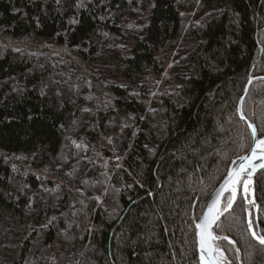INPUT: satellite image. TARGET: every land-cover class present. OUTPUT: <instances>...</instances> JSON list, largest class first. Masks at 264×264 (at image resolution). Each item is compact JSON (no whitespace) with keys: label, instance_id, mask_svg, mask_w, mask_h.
Here are the masks:
<instances>
[{"label":"trees","instance_id":"1","mask_svg":"<svg viewBox=\"0 0 264 264\" xmlns=\"http://www.w3.org/2000/svg\"><path fill=\"white\" fill-rule=\"evenodd\" d=\"M252 78L264 137V0H0V264H201ZM219 223L233 264H264L241 194Z\"/></svg>","mask_w":264,"mask_h":264},{"label":"snow or ice","instance_id":"2","mask_svg":"<svg viewBox=\"0 0 264 264\" xmlns=\"http://www.w3.org/2000/svg\"><path fill=\"white\" fill-rule=\"evenodd\" d=\"M59 3V0H57ZM76 23V21H72ZM252 129V136L254 138V144L252 149L251 158H262L264 159V139H257V128L255 125L249 124ZM75 143V142H73ZM76 147H80L79 144ZM260 150V157H257V150ZM249 160V163L245 164L243 161ZM242 163L233 171L229 172L228 178L225 180V184L218 191L216 199H214L208 206L207 213H205L196 225L198 231V242L200 248V259L205 261L206 257L210 261V264H223L227 258L224 256L223 251L214 247L213 241L220 238L214 235L213 228H221L222 225L219 223L220 217L228 212L232 208V204L236 199L237 186L241 183L242 174L246 176L243 180V191L245 193V199H247V193L249 191V185L252 183V174L256 171V167L264 168V165L252 166L250 158L241 157ZM251 169L248 171V169ZM225 191H229L231 194L226 198V201L221 207V197ZM249 203L255 205V201H249ZM258 207V206H256ZM248 230L253 239H255L261 246H264V231L257 232L254 230V222L249 213ZM227 240L228 238L222 237ZM234 243V242H232ZM219 253V256H215L214 253Z\"/></svg>","mask_w":264,"mask_h":264},{"label":"water","instance_id":"3","mask_svg":"<svg viewBox=\"0 0 264 264\" xmlns=\"http://www.w3.org/2000/svg\"><path fill=\"white\" fill-rule=\"evenodd\" d=\"M253 81H254V78H252L251 80H249V82H248V84H247V86H246V88H245V90H244V92H243V95H242V97H241V99H240L239 106H238V112H239V115H240L241 120L247 122L248 125H249V124H252V123L249 122V121L245 118V116H244V114H243V101H244V99H245V97H246V95H247V93H248V91H249V89H250V86H251V84H252ZM257 139H264V137H260L259 134H258V132H257ZM253 144H254V138H253ZM252 149H253V145H252L250 151H249L248 153H246L243 157H245V158H250V163H251L252 166L264 165V159H262V158H254V159H252V158H251ZM260 155H261V153H259V152L257 151V157H260ZM243 162H244L245 164H247V163H249V160H245V161H243ZM241 163H242V161H241V158H240L238 161H236L235 164H234V163L232 164V166L230 167V169H229L227 175L225 176V178L223 179V181L221 182V184L219 185V187L214 191V193L211 195L210 199L208 200V202H207L206 205L204 206V208H203V210H202V212H201V214H200V216H199V218H198V221H197L196 225L200 222V220L202 219L203 215H204L205 213H207L208 206L211 204V202H212L214 199H216L217 193H218V191L221 189V187L225 184V180L228 178V174H229V172H231V171H233L234 169H236ZM250 170H251V169L249 168L248 171H250ZM263 170H264V168H262V167H256V171L252 174V178H253V200L255 201V205H256V206H258V205L256 204V200H255V189H254V183H255V181H254V178H255V176H256L257 173H259L260 171H263ZM228 193H229V191H225V192L223 193V195H222V197H221V205H220L221 207H222V204H223V200L225 199V197H226V195H227ZM233 203H234V202H233ZM247 204H248V203H247ZM232 206H233V204H232ZM256 208H257V211H258V208H259V207H256ZM229 210H230V209H229ZM229 210H228V211H229ZM225 213H227V212H225ZM224 215H225V214H224ZM224 215H223V216H224ZM223 216H221L220 219H221ZM214 229H215V227L213 228V233H214V235H216L215 232H214ZM198 231H199V230H198L197 227H196V240H197V248H198V256H199V260H200L201 264H210V261L207 259V257H206L205 261H201V259H200V248H199L198 235H197V234H198ZM227 240H228L229 242H231V243L233 242L230 238H228ZM217 241H219V239H216L215 241H213L214 247L216 246L215 243H216ZM228 262H230V261H228ZM230 264H231V263H230ZM240 264H242V263H240Z\"/></svg>","mask_w":264,"mask_h":264},{"label":"rangeland","instance_id":"4","mask_svg":"<svg viewBox=\"0 0 264 264\" xmlns=\"http://www.w3.org/2000/svg\"><path fill=\"white\" fill-rule=\"evenodd\" d=\"M239 160V159H238ZM234 164L236 163V161L235 162H233ZM255 179V178H254ZM242 185H243V180H241V183L237 186L239 189H238V195H237V198H238V196H239V194H241L242 196H243V198H244V200H245V202H246V207H247V213H248V220H249V213H251V214H253L254 213V211H256L257 210V208H256V206H249L248 204H247V200L245 199V195H243V193L240 191V190H242ZM230 195V193H228L227 195H226V197H225V199L223 200V204H224V202L226 201V198L228 197ZM237 198L235 199V201L237 200ZM210 199V198H209ZM235 201H234V203H235ZM233 203V204H234ZM223 204H222V206H223ZM206 205V204H205ZM231 210V209H230ZM218 237V236H217ZM220 240H221V238H219V241H217L216 242V246H217V248H219L220 250H222L221 248H220V246H219V242H220ZM223 251V250H222ZM224 252V251H223ZM227 257V256H226ZM227 260H228V258H227ZM230 261V260H229ZM233 264L231 261L230 262H226V264Z\"/></svg>","mask_w":264,"mask_h":264},{"label":"bare ground","instance_id":"5","mask_svg":"<svg viewBox=\"0 0 264 264\" xmlns=\"http://www.w3.org/2000/svg\"><path fill=\"white\" fill-rule=\"evenodd\" d=\"M259 153H260V150L258 149L257 150ZM244 179H246V176L244 175V174H242V179L241 180H244ZM242 190H240L242 193H243V195H245V193H244V191H243V185H242ZM238 187H237V191H236V198H237V195H238ZM230 193V192H229ZM231 194V193H230ZM247 203H248V205L249 206H253V204H251V203H249V201H253V178H252V183L249 185V191H248V193H247ZM223 207V206H222ZM215 248H217L216 246H215ZM217 249H219V248H217ZM220 250V249H219ZM224 253V252H223ZM214 255L215 256H219V253L217 252V253H214ZM224 256L226 257V255H225V253H224ZM227 258V257H226ZM226 262H227V259L225 260V261H223V264H226Z\"/></svg>","mask_w":264,"mask_h":264}]
</instances>
